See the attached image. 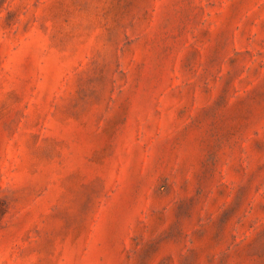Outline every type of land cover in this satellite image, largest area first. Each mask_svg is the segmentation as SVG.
I'll return each instance as SVG.
<instances>
[{
	"label": "rangeland",
	"instance_id": "rangeland-1",
	"mask_svg": "<svg viewBox=\"0 0 264 264\" xmlns=\"http://www.w3.org/2000/svg\"><path fill=\"white\" fill-rule=\"evenodd\" d=\"M0 264H264V0H0Z\"/></svg>",
	"mask_w": 264,
	"mask_h": 264
}]
</instances>
